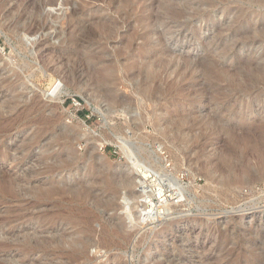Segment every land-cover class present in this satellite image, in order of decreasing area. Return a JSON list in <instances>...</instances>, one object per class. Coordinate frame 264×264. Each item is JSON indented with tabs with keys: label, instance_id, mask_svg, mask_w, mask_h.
<instances>
[{
	"label": "rangeland",
	"instance_id": "1",
	"mask_svg": "<svg viewBox=\"0 0 264 264\" xmlns=\"http://www.w3.org/2000/svg\"><path fill=\"white\" fill-rule=\"evenodd\" d=\"M48 1L0 0V264H264V0Z\"/></svg>",
	"mask_w": 264,
	"mask_h": 264
},
{
	"label": "bare ground",
	"instance_id": "2",
	"mask_svg": "<svg viewBox=\"0 0 264 264\" xmlns=\"http://www.w3.org/2000/svg\"><path fill=\"white\" fill-rule=\"evenodd\" d=\"M47 1V0H46ZM50 2H53V1H55V0H49ZM48 1V2H49ZM68 2V1H67ZM70 3L71 2H73L74 4H75V2L74 1H69ZM81 3V2H80ZM83 4V3H82ZM74 8H75V6L73 5V4H71ZM66 6V5H65ZM86 6V5H85ZM71 7V6H70ZM66 8V7H65ZM72 8V7H71ZM164 8V7H163ZM73 9V8H72ZM74 12V11H73ZM77 13V12H76ZM181 13V12H180ZM173 14V13H172ZM176 15V14H175ZM179 15V14H178ZM66 17V16H65ZM37 18V17H36ZM56 18V17H55ZM69 18H70V16H69ZM59 19V18H58ZM61 19V18H60ZM39 20V19H38ZM69 20H72V19H69ZM55 21V20H54ZM51 22V21H50ZM59 22V21H58ZM57 22V23H58ZM84 22V21H83ZM87 22H90L89 21V19H88V21L86 20L85 21V23L86 24H88ZM39 22H37V20H33V21H31V23L28 25V27H27V31H28V33H32V32H35V31H37V29L39 28V24H38ZM69 24V23H68ZM41 26V25H40ZM62 26V25H61ZM85 26V25H84ZM42 29V28H41ZM78 30V29H77ZM114 37V36H113ZM259 37H261V36H259ZM71 38V37H70ZM64 55V54H63ZM107 56V55H106ZM152 60V59H151ZM73 61V60H72ZM144 61V60H143ZM110 62V61H109ZM111 64V63H110ZM231 70V69H230ZM227 71V70H226ZM257 71V70H256ZM261 73V72H260ZM263 77H264V75H263ZM263 80H264V78H263ZM102 81V80H101ZM252 82V81H251ZM107 84V83H106ZM109 85V84H108ZM112 85H113V83H112ZM256 86V85H255ZM62 93H64V91L62 90V88L59 86V84H55V85H53L52 87H50L49 89H47V90H45V95L47 96V97H53V98H61L62 96H63V94ZM36 99V98H35ZM12 105H14L13 103H15V101L13 100H11V102H10ZM13 108V107H12ZM45 120V122L47 121V119H44ZM49 123V122H48ZM223 127H224V125H223ZM226 127V126H225ZM260 127V126H259ZM160 128V127H159ZM230 128V127H229ZM264 128V127H263ZM162 129V128H161ZM193 134V133H192ZM123 144L121 145V147L123 148V149H126V151L127 152H129V151H131V150H129L128 148H126V146H127V144L125 143V142H122ZM253 147V146H252ZM251 150V149H250ZM218 157V156H217ZM188 160V159H187ZM143 161V160H142ZM220 166V165H219ZM135 167V166H134ZM135 169H136V173H135V176L136 177H139V179H140V181H142V183H144V179H146V178H148V176H150V171H152V169L149 167V166H145L144 164H143V162H141V161H139V163L136 165V167H135ZM154 169V168H153ZM226 170V169H225ZM219 171V170H218ZM231 175H232V173H231ZM224 176V175H223ZM235 176V175H234ZM233 176V177H234ZM237 178V177H236ZM124 180V179H123ZM234 180V179H233ZM239 180V179H238ZM124 182V181H123ZM137 182V181H136ZM222 182V181H221ZM228 183V182H227ZM175 186H176V195L178 196V195H180V194H182V191H184V188H183V186L179 183V181H175ZM155 187V186H154ZM186 188V187H185ZM53 189H56V188H51L50 189V191H52ZM57 189H59V188H57ZM56 189V190H57ZM84 189V188H83ZM86 189V188H85ZM78 190H80V189H78ZM49 191V192H50ZM81 191V190H80ZM140 191V190H139ZM210 191V190H209ZM58 192V191H57ZM82 192V191H81ZM89 192V191H88ZM87 192V193H88ZM167 192H168V190H167ZM54 193V192H53ZM56 193V192H55ZM79 194H77V196L79 195L80 197H81V199H83L85 196H87L86 198H88L89 197V194H87L86 193V190H84L82 193H80V192H78ZM186 193V192H185ZM174 195V194H173ZM172 195V196H173ZM205 195V194H204ZM169 196H171V193H166L165 192V190L164 189H162L161 187H158L157 188V190L156 191H154L153 193H148V195L147 194H145L144 193V190L143 191H140V193H139V199L137 200L138 201V203H139V205L138 206H143V207H145L144 208V210H145V212L146 213H151L152 212V210L156 207V205H155V203H154V201H153V198L154 197H156V198H158V200H160V201H163V200H165L166 202H168L169 200H172V198H170ZM171 196V197H172ZM83 197V198H82ZM174 198H175V196H173ZM79 198V197H78ZM80 199V198H79ZM78 199V200H79ZM83 201V200H82ZM200 203V202H199ZM157 209V208H156ZM86 244V243H85ZM102 246V245H101ZM83 248V247H82ZM85 248V247H84ZM83 250V249H82Z\"/></svg>",
	"mask_w": 264,
	"mask_h": 264
}]
</instances>
